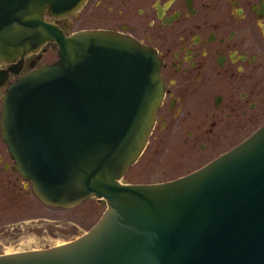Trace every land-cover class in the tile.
Segmentation results:
<instances>
[{
	"label": "water",
	"instance_id": "water-1",
	"mask_svg": "<svg viewBox=\"0 0 264 264\" xmlns=\"http://www.w3.org/2000/svg\"><path fill=\"white\" fill-rule=\"evenodd\" d=\"M86 0H0V73L51 42L56 59L3 91L0 135L42 204L94 197L105 208L78 237L1 254L0 264H264V122L181 176L120 182L150 136L163 94L154 49L129 35L46 21Z\"/></svg>",
	"mask_w": 264,
	"mask_h": 264
},
{
	"label": "flooded vegetation",
	"instance_id": "flooded-vegetation-1",
	"mask_svg": "<svg viewBox=\"0 0 264 264\" xmlns=\"http://www.w3.org/2000/svg\"><path fill=\"white\" fill-rule=\"evenodd\" d=\"M43 16L66 35L112 31L154 49L163 94L149 138L174 155L203 157L227 144L219 152L251 134L254 120L262 117L264 0H86L68 16ZM47 51H55L51 42L25 56L18 72L7 73L0 98L10 83L53 62L41 61ZM16 64L1 62L0 73ZM1 138L0 251L20 235L22 212L40 203Z\"/></svg>",
	"mask_w": 264,
	"mask_h": 264
},
{
	"label": "rangeland",
	"instance_id": "rangeland-1",
	"mask_svg": "<svg viewBox=\"0 0 264 264\" xmlns=\"http://www.w3.org/2000/svg\"><path fill=\"white\" fill-rule=\"evenodd\" d=\"M55 59V51H47L44 53L41 61L49 62ZM260 114L262 117L254 120L252 130L264 118V106ZM221 139L227 142V139ZM156 141L155 138H148L145 149L137 161L123 174L120 182L127 184L151 183L175 178L184 174L212 154H215L217 152L215 150L218 148L227 145L219 144L218 148L214 147L217 149H214L212 152H204L203 157H180V155H174L170 150L161 146ZM104 208V202L94 197L87 198L74 206L63 209L50 207L40 202L31 213L29 211L26 213L22 212L23 221L20 222H25V224L20 225L21 228L18 227L20 230L22 229L19 232L20 235L14 239L13 246H8L4 243L5 248L0 251V254L4 253L3 251L7 249L19 251L28 246L29 250H40L70 241L85 233L99 218ZM29 217L35 219L31 222L28 220L30 219Z\"/></svg>",
	"mask_w": 264,
	"mask_h": 264
},
{
	"label": "bare ground",
	"instance_id": "bare-ground-1",
	"mask_svg": "<svg viewBox=\"0 0 264 264\" xmlns=\"http://www.w3.org/2000/svg\"><path fill=\"white\" fill-rule=\"evenodd\" d=\"M31 245H32V244H31ZM58 245H59V244H58ZM26 247H27V249H26ZM26 247H25V249L22 248V250H19V251H18V250H14V251H12V250H8V249H7V250L5 251L4 254L12 255V254H15V253H21V252H26V251L31 252V251L39 250V249H30V250H29L28 246H26Z\"/></svg>",
	"mask_w": 264,
	"mask_h": 264
}]
</instances>
